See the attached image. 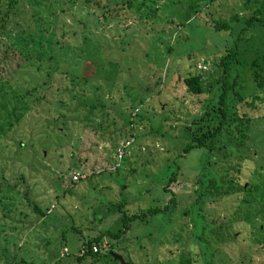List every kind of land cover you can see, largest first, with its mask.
I'll return each mask as SVG.
<instances>
[{
	"label": "rangeland",
	"instance_id": "1",
	"mask_svg": "<svg viewBox=\"0 0 264 264\" xmlns=\"http://www.w3.org/2000/svg\"><path fill=\"white\" fill-rule=\"evenodd\" d=\"M93 1L97 5L18 0V13L5 24L4 43H13L17 29L39 27L44 36L53 31L61 54L49 76L44 68L52 59L33 56L5 68L2 96L11 95L8 88L31 87L43 78L51 85L35 87L32 94L40 99H28V109L12 124L0 119V168L9 183L16 182L17 201L16 214L11 211L5 221L15 228L5 227L9 235L1 233L0 248L7 239V250L16 247L33 264L69 263L84 239L102 232L105 245L116 247L128 264H180V257L181 264H193L187 257L195 252L177 251L173 240L193 236L201 245L214 236L213 264H264V91H253L248 68L253 58L263 62L264 0ZM256 7L257 21L247 25ZM218 19L228 20V29L213 27ZM21 39L15 48L25 52L29 41ZM234 44L237 62L225 76L216 62ZM187 71L201 74L200 93L185 89L181 80ZM233 73L232 91L240 98L231 101L228 126L213 149H184L197 125L189 120L202 113V101L215 102L213 90ZM71 76L79 81L77 99L63 89ZM252 91L262 99L251 102ZM58 99L64 104L57 107ZM66 104L69 114L56 117ZM122 112L133 121L125 124ZM131 135L116 169L100 170ZM16 140L24 141L19 149ZM74 168L86 176L72 183ZM167 176L172 179L166 185ZM33 201L45 209L43 216L32 209ZM150 207L161 209L130 221L119 244L108 243V230L121 226L122 212ZM167 250V261L157 263ZM106 264L120 263L109 258Z\"/></svg>",
	"mask_w": 264,
	"mask_h": 264
},
{
	"label": "trees",
	"instance_id": "2",
	"mask_svg": "<svg viewBox=\"0 0 264 264\" xmlns=\"http://www.w3.org/2000/svg\"><path fill=\"white\" fill-rule=\"evenodd\" d=\"M18 0H0V85H3V77L7 74L5 71V68L9 70L10 64L13 63V61H16V64L18 65L20 61H32L33 59H40L41 62H43V58L45 60H51L52 63H49L52 65L50 69H48L49 64H46V67L44 68V76H49L50 73L52 72V69L55 68L57 69V56L61 53L60 51V45L59 40H57L59 45H54L53 42V31H50L48 35L44 36L43 34H39L38 30L39 27L36 29L37 34H34L36 30L31 31L26 29L25 27H22L18 30L19 35H24L23 40L20 38L19 35L15 34V40H13V43H4L3 42V37L7 32H5V24L8 21H11V17L14 16L15 14L18 13L19 7H17V2ZM74 1V0H70ZM83 3H89L92 2L94 5H97V1L93 0H82ZM126 5H129L130 0H125ZM86 5V4H85ZM106 9H108V6H106ZM259 11V7H256V10L253 12V14H250L249 17L246 19V24L249 25L252 20H256L257 17L255 16V12ZM104 15V14H103ZM236 18L235 15H233L232 19ZM263 20V18H262ZM94 21V20H92ZM257 21V20H256ZM228 20H215L213 22V27L215 28H222V29H228L229 24ZM55 23V21H54ZM259 21L257 22V24ZM260 24V23H259ZM13 26H18L17 20H14L12 22ZM243 28V27H242ZM241 28V29H242ZM4 34V36H2ZM239 34V33H238ZM238 34L234 40H236L237 43V38ZM22 40L26 42L27 40L29 41V45L25 48V52L23 50H17L15 46L22 42H19V40ZM235 45V44H234ZM233 45V46H234ZM38 46L41 48V50H38ZM236 45L234 47L230 48H224L222 51L221 55L218 57V61L216 62L218 66L221 67L222 71L224 72L225 76L229 71H227L229 68H231L230 64L236 63L237 62V57L235 55ZM43 51L47 52L46 56H43ZM33 56L36 58L31 59ZM262 57H263V62L258 64L256 63V58H253L249 64V77L250 80L252 81L253 84V91L255 88H259L260 90L264 91V51L262 52ZM233 59V61H232ZM230 65V66H229ZM64 74H66V70L62 68ZM224 76V77H225ZM235 74L230 76V78L226 79L222 77V82L219 85L218 88L214 89L213 92L215 93L217 98L214 101H212L211 98L206 99L205 101L201 102V106L203 108L202 113H200L197 117H191L189 121H191L196 127L193 129V132H190V139L188 142L185 143L183 146L184 149H189L192 146H203L207 147L208 149H213L212 147V142L218 138V135L221 132L222 127H227V124H224V120L229 117L230 111L228 109L230 108L231 110V101L234 97L240 98L237 93H234L235 91H232L233 87L236 85L235 81ZM86 77H83V81H85ZM55 82L61 81V76L56 78L54 80ZM184 85L185 89L191 93L198 94L202 91V77L199 72H193V71H187L185 75L182 76L181 80ZM44 83V85H43ZM79 81L75 80L74 77L69 78V84L63 85V89L68 92V95H71L72 98L78 97V89H79ZM43 86H50L51 83L48 82V78L44 79L41 82L33 84L31 87H25L23 89H18L15 90L13 88H8V90L11 92V95H7L8 92H4L5 96L3 95V89L0 86V114L3 113L2 116H0V119L4 116V119L2 118V121L5 124V120L7 121L8 124H12L15 120L18 119V117L23 114L27 109H28V99H32L35 97V99L38 97L40 99V96L32 94L33 90L35 87H41ZM60 85V84H57ZM255 87V88H254ZM43 88V87H42ZM96 87L91 86V91L94 93V90ZM43 90V89H42ZM7 91V90H6ZM251 92V99L250 101L253 102L254 99H262V96L258 93ZM41 92V90H40ZM237 92V91H236ZM43 94V91L41 92ZM75 101V100H74ZM211 101L212 103H210ZM264 101V100H261ZM29 102V101H28ZM55 105L61 106L64 104L60 99L58 100H53ZM75 103L77 105L83 104L80 102V100H76ZM30 104V103H29ZM31 105V104H30ZM65 108L63 111L57 110L54 114L56 117H60L63 119L64 115L69 114L67 111V104L64 105ZM75 107V106H74ZM73 108V107H72ZM74 109V108H73ZM48 111V110H46ZM123 113V112H122ZM123 120L126 123H131L133 119L131 118L130 114L123 113ZM195 120V121H194ZM187 126V125H184ZM187 128V127H186ZM4 127L3 125H0V130L3 131ZM197 131V132H196ZM24 145V141H19L16 140V146L22 147ZM33 147V146H32ZM225 145L219 147L221 151L224 150ZM222 173V171H221ZM223 174V173H222ZM20 179H23V176L21 175L19 177ZM167 182L165 183L166 185L169 183V180L172 179L171 176H167ZM213 181V180H212ZM211 181V182H212ZM217 181V178H214V183ZM15 183H9L6 176L3 174V168H0V235L3 233V236H8L9 233L6 234L5 227L8 229L13 230L11 228H15L11 224H7L5 221L7 218L10 216V212L16 214V208L14 202V196L12 195L13 192L16 190L14 189ZM74 183V182H72ZM59 186L58 184H55V187ZM243 185L239 187V189H243ZM15 190V191H14ZM17 193V192H16ZM195 200H198L197 195L195 196ZM172 198H169V202L172 204L174 201H172ZM201 202V201H200ZM168 202H166L162 207L167 205ZM119 209V204L116 205V209ZM32 209L38 214L43 216L45 214V209L39 207L34 201L32 203ZM161 207L156 208V207H150L144 212V210H141L139 212H132L130 214L122 212L120 215V220H121V226H118L113 232H110L108 230V235L107 236V241L109 244H111L110 241H114L115 243L113 245H116L118 242L123 240V237L121 236L126 228L129 225V222L138 219L139 217H143L146 214H152L155 213L156 211L160 210ZM9 220V218H8ZM221 225V222L219 223V226ZM263 225V224H262ZM218 226V227H219ZM224 227L221 225L220 228ZM102 232L87 237L84 239L81 243L80 248L83 247V251L80 252L79 250L73 254L71 261L69 263L63 262L61 264H82V262H86L87 264H106L107 259H111V255L109 254L110 250H114V246H109L106 247L104 250H97V251H92L91 246L93 243L99 244L102 239ZM232 238H235L232 236ZM4 246L0 248V264H33L32 260L27 259L25 256H21L20 252L17 250L16 247L14 249L7 250V239L3 240ZM13 242V240H12ZM119 244V243H118ZM64 250H62L63 253ZM66 251V249H65ZM71 262V263H70ZM159 263V260L158 262Z\"/></svg>",
	"mask_w": 264,
	"mask_h": 264
},
{
	"label": "flooded vegetation",
	"instance_id": "3",
	"mask_svg": "<svg viewBox=\"0 0 264 264\" xmlns=\"http://www.w3.org/2000/svg\"><path fill=\"white\" fill-rule=\"evenodd\" d=\"M181 212H182V210H181ZM182 216H183V218H184V216L186 215V213L185 212H183V214H181ZM181 238L180 239H174L173 241H175L176 243H175V245H177L176 246V248H177V251H180V252H182L183 251V249L185 248V247H190L194 252H195V254H192V253H190V257H187V261L188 262H192L193 264H199V263H202V264H213V254H212V252L213 251H211L210 250V245H209V242H210V240H211V238H213V237H211V238H209L208 240H206V243H204V244H201V245H198L194 240H193V236H180ZM182 239V243L181 244H179L178 243V241H180ZM165 243V242H164ZM225 243V242H224ZM227 245V244H226ZM195 246H198V248H196V249H193L192 247H195ZM114 248V250L115 251H117V248L116 247H113ZM162 251H164V250H162ZM172 251V250H171ZM118 253H120V252H118ZM122 256H123V254L122 253H120ZM160 254V253H159ZM174 253H169V256H172ZM162 256V255H161ZM164 257L163 258H160V260H159V262H166L167 261V257H168V250H167V252H166V254L165 255H163ZM124 258V257H123ZM190 258V259H189ZM111 259H112V257H111ZM184 259L185 258H183V257H180V258H178L177 259V261H179L180 262V264L184 261ZM113 261H116L117 263L119 262L117 259H112ZM158 260H157V262H158ZM202 260H204V261H202ZM128 261V260H127ZM129 262V261H128Z\"/></svg>",
	"mask_w": 264,
	"mask_h": 264
},
{
	"label": "built area",
	"instance_id": "4",
	"mask_svg": "<svg viewBox=\"0 0 264 264\" xmlns=\"http://www.w3.org/2000/svg\"><path fill=\"white\" fill-rule=\"evenodd\" d=\"M136 110V108H135ZM135 110L132 112V115L135 113ZM133 140V135L130 136V138L128 140H125L124 142H120L118 144V146L116 147L115 151H113V157L111 158L110 162H106L104 164V166H102V169L100 170H115L116 167L119 165L120 159L123 157V155L125 154V150L127 145L129 143H131V141ZM100 170H97L96 172H99ZM86 176V174L80 170V169H72L69 172V176L68 179L71 182H76L79 181L80 179L84 178ZM105 240H102L99 244H95L93 243L91 246L92 251H97V250H101V249H105L107 247V245H105ZM64 251H65V247H63ZM83 251V247L80 248V252Z\"/></svg>",
	"mask_w": 264,
	"mask_h": 264
},
{
	"label": "water",
	"instance_id": "5",
	"mask_svg": "<svg viewBox=\"0 0 264 264\" xmlns=\"http://www.w3.org/2000/svg\"><path fill=\"white\" fill-rule=\"evenodd\" d=\"M245 185V184H243ZM109 254L112 256V259H117L119 261L120 264H128V262L126 260H124L123 256L118 253L115 250H110Z\"/></svg>",
	"mask_w": 264,
	"mask_h": 264
}]
</instances>
